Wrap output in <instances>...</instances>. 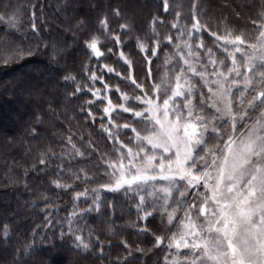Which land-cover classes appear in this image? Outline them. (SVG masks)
<instances>
[{"label":"trees","instance_id":"16d2710c","mask_svg":"<svg viewBox=\"0 0 264 264\" xmlns=\"http://www.w3.org/2000/svg\"><path fill=\"white\" fill-rule=\"evenodd\" d=\"M196 4L201 23L208 22L213 31L227 25L250 41L256 39L254 21H263L264 0H196ZM5 5L8 15L15 13L20 19L15 25L0 20V55L7 50L24 54L0 63V264H113L127 254L122 240L132 254L128 264H162L167 241L158 246L154 236L167 232L164 218L156 214L141 218L144 210L138 212L137 203L122 191L101 190L96 206L92 190L108 182L103 164L112 158L113 145L101 127L109 123L103 114L107 101L97 102L100 98L92 95V89L102 90L107 84L111 90L101 95L114 105L123 102L116 87L128 94L136 91L126 79L129 66L138 83L145 82L149 68L154 80H148L146 87L160 83L161 72L169 71L163 62L177 58L176 41L164 37L178 35L180 30L172 29L178 12L181 25L190 23L192 0H169L167 14L163 0H0V12ZM113 9L119 10V18ZM104 14L107 29L98 23ZM82 19L87 20L84 26L77 23ZM125 22L129 27L122 31ZM89 33L98 36L101 57L85 46ZM113 33L120 35L119 45ZM157 39L158 57L149 61L152 41ZM203 39L212 46L207 31ZM140 44L147 51H141ZM93 71L103 79L92 80ZM89 108L93 116L88 115ZM111 116L118 124L129 119L122 109H114ZM113 134L127 142L128 132L113 130ZM76 150L82 155L77 156ZM42 154L48 161L45 167L40 165ZM81 168L97 178L77 180ZM83 209L89 211L81 215L78 210ZM69 213H76L73 233L68 230ZM4 225L9 227L7 236ZM77 234L89 247L79 246ZM137 248L144 251L137 253Z\"/></svg>","mask_w":264,"mask_h":264},{"label":"snow or ice","instance_id":"6c2138e0","mask_svg":"<svg viewBox=\"0 0 264 264\" xmlns=\"http://www.w3.org/2000/svg\"><path fill=\"white\" fill-rule=\"evenodd\" d=\"M169 8V0H163L164 14ZM197 8L196 0H192L190 23L183 25L178 22L181 16L178 12L177 21L172 24V29L180 30L178 35L164 37L170 43L176 41L177 59L173 64H178L179 70L175 71L174 78L169 72L162 83L146 87L148 80H154L151 68L145 82L138 83L129 66L126 79L136 91L128 94L116 87L123 101L118 105L101 95L102 91L111 90L109 85L105 84L102 90L92 89V95L100 98L97 102L107 101L103 114L107 115L109 123L101 127L113 145L112 158L105 159L103 164L108 182L92 191L97 196V207L101 190L129 192L138 201V212L153 204V209L144 212L141 218L152 215L159 207L170 225L179 208L187 205L178 231L168 238L170 253L174 248L176 253L183 250L185 255L172 254L169 259L166 254L164 264H264V23L254 21L258 32L256 39L250 41L243 32L236 34L235 29L227 25L213 31L208 22L201 23ZM7 10L8 5H5L0 20L6 19L8 24L15 25L20 17L15 13L8 15ZM112 12L118 18L121 16L117 9ZM32 15L35 16L34 11ZM153 19L155 21V14ZM160 20L163 22V15ZM77 23L84 26L87 20ZM98 23L107 29V14L100 15ZM31 27L36 30V23ZM128 27L127 22L120 25L122 31ZM205 31L212 41L207 51H204ZM113 37L119 45L120 35L113 33ZM98 39L96 33H89L84 44L95 56L101 57ZM217 45L231 61L227 71L224 70L226 60L218 63L214 58L213 48ZM158 47L160 40L152 41L149 61L158 57ZM139 48L147 51L144 44ZM23 54L7 50L0 55V63L7 64L12 56ZM120 55L123 56V52ZM165 64L168 65L167 60ZM108 71L114 69L108 67ZM91 79L102 80L103 77L93 71ZM193 80L199 81L201 89L207 88V92L200 91L198 99L197 84ZM114 109H122L129 114V119L123 124L115 123L111 116ZM88 115L93 116L91 108ZM226 126L230 131L225 130ZM113 130L128 132L127 142L121 135H114ZM212 139L215 143L210 144ZM72 147L75 149V145ZM76 155L82 153L76 150ZM47 163L42 154L40 165L45 167ZM60 170L63 171V164ZM75 178L91 181L97 176L81 168ZM51 183L61 186L59 180ZM84 195L86 193H77L78 197ZM189 195L191 203H187ZM87 211L89 209L78 210L81 215ZM75 215L68 214L70 233L75 232L72 221ZM3 231L7 236L8 225H4ZM165 239L161 235L154 236L158 246H162ZM75 240L79 241V246L89 247L82 234L75 235ZM122 244L127 254L118 257L113 264H128L132 258L127 241L122 240ZM136 251L142 253L144 249ZM100 254L103 255V242Z\"/></svg>","mask_w":264,"mask_h":264},{"label":"rangeland","instance_id":"374dc122","mask_svg":"<svg viewBox=\"0 0 264 264\" xmlns=\"http://www.w3.org/2000/svg\"><path fill=\"white\" fill-rule=\"evenodd\" d=\"M262 23H264V18H263ZM193 43H195V42H193ZM209 44H211V43H209ZM207 47L208 46L206 45V48L204 49V51H207ZM173 50H175V46H174ZM194 50H196V49H193V51ZM213 51L216 53V56L214 58L217 59V62L218 63H219L220 60H226V64H225L224 70L227 71V66L229 64H231V61L230 60H227L226 54L223 52V49L219 45H217L216 47L213 48ZM176 59L177 58L167 59L168 65H166L165 62H163V66L164 67H167L169 69V71L168 72H161V75L158 78V80H160V83L163 82L166 73H169L170 72L172 74L173 78H174L175 71L179 70L178 64H173V61L176 60ZM237 59H238V61L241 59L239 57V54H237ZM197 70L199 71L200 69H197ZM257 71H259V69H257ZM160 83H158V84H160ZM193 83L197 84V87H199V90L198 89L196 90V98L198 99L199 98L200 91L202 90L204 92H207V88L200 89L199 81L198 80H193ZM237 94H239V93H237ZM97 98H99V97H97ZM256 111L259 112V109H257ZM253 118H255V116H253ZM240 127H243V125H241ZM225 130L230 131V127L226 126V129ZM237 131L239 132V130H237ZM209 143L210 144L215 143V139L210 140ZM105 190H107V189H105ZM109 191H111V190H109ZM122 192H125V191H122ZM124 196L127 197V198H130V199H133L136 203L138 202L136 199H134L132 197V194L129 193V192H125ZM149 199H151V198L149 197ZM191 201H192V196L189 195L187 203H191ZM175 204H176V202L173 201V206H175ZM186 206L187 205L185 204L183 207L179 208L178 214L173 217L174 223H172L171 225L169 224L167 215H164L162 217L161 210H160L159 207L155 208L153 214L150 215V216H148V218H150L151 216H153V215L156 214L157 216H159V218H161V219L164 218V222L165 223L163 225L165 227V230H167V232L164 233V234H162V235L166 237V239L164 240V242L167 241V243H166L167 250L164 253V256H163V259H162V264H164V260H165L166 254L168 255V258L169 259H171V255L172 254L179 255V256L185 255V253H184L183 250H181L179 253H176V251H175L174 248L171 250V253H170V249H169V246H168L169 245V239L168 238L171 237V235H172L173 232H177L178 231V228H179V225H180V220L182 218H184V207H186ZM152 209H153V204H148V207L147 208H144L143 210H144V212H148V211H150Z\"/></svg>","mask_w":264,"mask_h":264}]
</instances>
